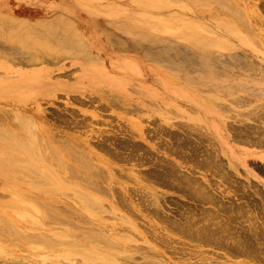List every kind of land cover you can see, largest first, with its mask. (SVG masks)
I'll return each mask as SVG.
<instances>
[{
  "label": "rangeland",
  "instance_id": "374dc122",
  "mask_svg": "<svg viewBox=\"0 0 264 264\" xmlns=\"http://www.w3.org/2000/svg\"><path fill=\"white\" fill-rule=\"evenodd\" d=\"M101 1L102 3L108 1V3L105 2L103 5L99 6V3ZM225 2L226 4H224ZM96 5H98L99 7ZM108 5L111 6L108 7ZM263 5H264V0H224V1L222 0H206V1L205 0H199V1L197 0H182V1L181 0H115V1L114 0H88V1L87 0H0V126H2L0 127V135L2 131L4 133L14 132L18 135V128H16L15 125L16 124L18 125L19 123L18 120L20 118L18 119V117L19 116L22 117V115L20 114L34 113L35 115H42L43 117H45L44 119L45 123H47V125L51 127V130L53 129L57 130L59 131L58 133H61L62 131L61 134L57 135L58 137L63 136L62 138H66V137L71 138V136H74L75 138L74 137L72 138H74L76 142H81L82 144L85 143L91 147V150L88 146V150L86 151L82 150V152L88 155L89 159L92 160L91 162L95 161L92 163L93 166L96 165L94 167L95 172L98 174L100 173V175L103 178L105 177L107 179V180H103L102 177L99 176V179H102L99 180V187L102 186L103 190L105 191L108 189V193H109V194L106 193V196L103 193H101L103 197L98 196L103 201L102 202L103 205L101 206H105V208L102 207L104 211H102L103 210L102 208H98V207H93V208L87 207L89 211L92 212V215L88 213V209L86 212L84 209L80 207L77 198L74 196L75 193L73 192V190L75 188L66 189L63 186H60L59 189H57L52 194L53 196L51 197L47 196V194L45 195L41 191L32 192L38 194L37 197H35L36 195L35 196L31 195L32 196L31 203H27L25 205L19 206L16 205L17 202L20 201V198H17L18 195L24 196V195H30L32 193L29 192L26 186L21 187L22 191L14 190L12 188L14 187V185L11 184L12 181L10 182L8 177H3L0 174V218H3V222L0 221V264H30V263L52 264V260H56L55 262H59L58 264H60V262L62 261L63 262L61 264H82L83 260L81 259V256L77 255L76 253L73 256L71 254L67 256L64 255L65 251L66 252L69 251L66 250V247H58L53 251H49L46 250L41 244H39L40 242L38 243V241L37 242L33 241L34 239L39 237L40 233L43 231L47 233L54 230L56 232L61 231L63 232L62 234H65L64 231L72 230L71 226L68 225L59 226L56 223H54V221L52 220L53 216L62 219V222H65L67 224L70 223L78 224L76 221L72 222L71 217H66L64 215L59 216L60 213L64 212V210L68 212H72L71 208L65 207V204L68 203L70 205L75 206L74 209H76L75 210L76 216L81 217V219H85L86 223L88 221L87 226L84 227L78 226V228H80L81 231L73 230L75 238L78 236H82L83 235L82 233L85 230H87L88 227L92 224L93 225L91 226V230L93 231L96 230L95 232L98 231L97 233H101L100 231H103L102 225H104L107 226L106 228H109V230L111 229L110 233L114 234V236L117 234L120 235V237L118 235L115 236L114 238H116V240L115 239L113 240L120 242L119 244H122L123 247L125 246L124 248H121V245H119L120 247L119 246L117 247L118 244L113 241L117 245H110L108 247L106 245H109V243L105 245L106 242L104 243L103 239L101 241L102 243L100 242L101 239H99L98 242L96 241L97 239L94 240L93 243L96 244V246L98 245L100 246L102 244L100 247L98 246V249H94V251H97L98 255L104 257L105 260L102 259L103 260L102 261L101 259L100 260L93 259L94 261L93 264H99V263L106 264L110 261H111L110 264H115V263L119 264L121 260L125 262L121 261L120 264H126V262H128V259L124 260L122 258H119L121 256L119 254H122L123 257L124 256L123 254L125 253L126 256L128 254V256L130 255L132 257V259L130 260L131 263L135 262L137 264L138 263L143 264L141 263L144 261L143 258H145L146 262H149L148 259L151 258L150 264H153L152 261L154 259H155L154 261L157 262L161 260L164 263L168 262L170 264H188V263L193 264L194 260H195L194 264H199V263L203 264L205 263V261L206 264H226V263L241 264L240 263L241 261H243L242 264L244 262L248 264H264V262L262 261L264 260V206H263L264 205V201H263L264 200L263 198L264 197V159H263L264 145L263 144L255 145L254 143L249 144L240 141L237 142L233 141L236 138V137L234 138L233 135L235 136L237 135L235 132L236 130H240L239 128H242L241 126H243V128L245 126L246 128V126L247 127L251 125L254 126L255 124V127L256 125L258 126L262 125L260 127H262V129L264 128L263 127L264 124H260L261 120L262 123H264L263 122L264 96H260L261 98L259 97L260 98L259 100L257 98H253L255 96H245L241 92H236L234 96L224 95L225 92L227 91H229V93H233L235 91L233 89V86H235L236 83L235 82L229 83V82L233 80L235 76L237 77H235L234 79L239 78L240 72H241L239 78L240 80L241 78H246L249 74L251 76L252 74L255 75L254 73L255 66L253 67V71L249 72V74L247 72H244L245 71L244 67L245 69L246 68L248 69V65L253 66L252 63L255 62L256 64H259L264 68V61L257 58L260 57L264 59V51L262 49L264 48V39H262L264 38V10H263L264 6ZM115 6H121L125 10H121L120 9L121 7L116 8ZM231 6L233 7V11ZM237 6L240 8H238ZM235 9L238 11H236ZM234 11L235 13L238 14H235ZM224 12L226 14H223ZM239 12L242 13L241 16ZM228 13L231 15L228 16L229 15ZM145 14L146 16H144ZM232 14H234V16H232ZM235 15H239L240 17L237 18L240 19H236ZM73 16L76 19H74ZM150 18L152 21L150 20ZM149 20L151 22H148ZM238 21L239 22L241 21L240 22L241 24L238 23ZM206 26L207 28L208 26L210 28L212 27V30L206 29ZM186 34H188L189 36ZM191 34L193 36H190ZM238 35L241 36L238 38ZM217 36H221V38L223 37L224 38L220 39L219 37V39H216L218 38ZM210 38H211L212 46H213L212 42H215L214 48H211L209 46L211 48L210 50L208 48L205 49L206 47H208V44H210L209 42ZM244 39L245 40L249 39V40H246L247 42H243L245 41ZM34 40L42 43L43 45L42 46L34 45ZM199 40H203L204 42H206L207 46L203 47V44L199 45V43L203 42ZM215 40L218 41L216 42ZM223 40L225 42L226 41L230 42L229 48L228 46H225L226 48L224 47L223 44L225 42ZM239 40H243V41H239ZM220 41H223V43L220 44L219 43ZM29 42L32 43L33 46L28 47L27 44ZM231 45H233V47H231ZM198 46L203 47L202 48L203 51H201L202 50L201 47L198 49L197 48ZM219 47L221 50L218 49ZM230 48L233 50H231ZM226 49H228V51ZM211 50L214 52H212ZM229 50L232 52H230ZM42 51L45 52V54H43L41 57L40 55L43 53ZM205 51H207V53H205ZM34 53L39 54V57L37 58L33 57ZM60 53L62 54L60 55ZM46 54L50 55L53 58H55V56H53L54 54L56 55L58 54L61 57L64 55L63 57L65 58H61L60 56L57 55V57H60V60L59 58H55L56 60L58 59L59 61L58 63L57 61H55L56 64L55 63L52 64V60L49 61L50 58H46L47 60L45 59V57L43 58V56H47ZM181 65L183 67H181ZM229 66H231L230 68L232 70L228 68ZM262 67L259 70H262ZM32 73L35 76L34 75L32 76L31 75ZM39 73H41L42 76ZM201 73L203 76L201 75ZM246 74L248 75L246 76ZM23 75L26 76L23 77ZM244 75L246 77H244ZM200 76L201 78H199ZM251 76H249L246 80L244 79L241 81L244 82V81L255 80L259 82L260 80H262L260 76H259V80H258V76H256L257 80L255 79V76L253 77ZM250 77L253 79H251ZM261 82L262 81H260V83ZM24 83L25 85H23ZM261 84H264V82ZM64 85L65 86L77 85L80 90L69 91L64 88ZM216 85H218L219 88L216 87ZM229 85H230V89L228 87ZM31 88L33 90H31ZM242 98L243 99L246 98L244 99L245 101ZM235 99H237V101H240L239 102L240 105L239 104L236 105V103L238 102H236ZM248 99L249 101H247ZM252 111L253 113L251 114ZM246 113L248 115L250 114L251 115L245 116L247 115ZM238 114L242 116H239ZM258 115L259 116L262 115V116L259 118ZM70 118L73 120V122L76 121L81 122L82 123V126H80L81 128L79 129L72 128L74 125L73 124L71 125L70 123L67 124L68 121L66 123H63L65 122L64 119L70 120L71 122L72 120ZM253 119L258 122L253 121ZM25 126H28V124L26 123ZM258 126L257 128L259 129V131L256 129V131H258L257 133L261 131L259 134L261 133L264 134L263 130ZM30 128L31 127H29V129ZM46 129L48 130V128ZM160 129L162 132L160 131ZM31 130L29 133H32ZM20 135H19L20 139L25 141L23 134L20 133ZM108 136L111 137L110 139H115V138L126 139L127 143L126 142L125 143L127 145L123 143L120 147L121 150H118L119 146L118 147L116 146V148H114L115 147L114 145L108 143L107 144L108 146L106 145V147H104V149L101 150L103 146L100 148V146H98V144L95 142H98L99 139L102 140V138H107ZM172 136L175 138H173ZM176 136L179 137L176 138ZM254 136L258 137L259 135L256 134ZM0 137H2L0 138V151H2L0 152V163H4L6 162V160L8 161L6 155L13 154L14 157L17 156L18 159L20 157L19 159L20 161L24 159L33 166L37 164L38 170L41 171V172L35 171L36 172L35 174H31L28 176H24V174H22L21 172L20 174H18L20 177H17L18 179L16 178V180H14L15 183L27 184L28 182H31L32 178L30 177L31 176L36 177L40 173H42L43 175V170L45 167L47 168L51 167L52 171L55 172L52 175L53 177H56V175L57 177H59V174L64 173V171L69 172L67 171L68 167L69 168L73 167V169L76 170V172L78 169L79 173L82 170L81 169L82 165L80 166V164H78V162L76 161V159H78L77 157L79 156L78 154L77 157L74 154H67V153L65 154L60 148L59 154L55 152V154H57L56 157L53 156L55 154L51 148L43 150L42 152L44 153H42L41 152L42 145L40 146L35 145V150H34V144L32 143L31 145L33 147V149H31L32 155L27 156L25 152L22 151L21 148L17 147L16 145H14L15 147L12 146L14 147L12 148L9 142L6 139H3V136ZM58 137L57 139L59 140ZM174 142L178 146L174 145ZM27 144H31V143H27ZM195 145L197 148L195 147ZM260 145L263 146L261 147ZM142 146H145V148ZM258 146H260L261 148ZM55 147H56L55 149H57L60 146L57 145ZM164 147H168V148H164ZM175 147H179L177 151L180 150L178 151L179 155H177V157L176 154H178V152L176 150H172V149H176ZM39 148L41 150H39ZM169 148H171L170 150L173 152L171 151L167 152ZM180 148L182 149V153ZM49 149L51 150L49 151ZM111 149L114 150L111 151ZM77 150L78 149L76 148V151ZM192 150L194 151L193 153ZM52 151H53V155L51 157L50 154L52 153ZM79 151L77 152L79 153ZM118 151L120 152L119 154L121 155H118L116 153ZM150 152L153 153L150 154ZM170 152L171 154L174 152L177 153L171 155ZM188 152H191L192 155H194L195 153L197 156L195 155L194 156L200 160L199 161L198 159L195 160L194 156H192L191 153L189 154ZM210 153H215V154L213 155L211 154L212 155L211 156L209 155ZM35 154L39 156L37 157L35 156ZM41 154H43L45 158H43ZM113 154L114 155L117 154L116 156L118 159H120V161H118L116 156H113ZM181 155L182 158L185 155V159L189 157L188 158L189 160L193 158L192 160L195 161L190 160L192 162L189 163L188 160V163L184 164V162H187L184 158L183 159L185 161L183 163H182L183 160L178 159V157L180 158ZM191 156L192 158H190ZM208 156L209 158L212 159L209 160L207 158ZM213 156L215 157V159ZM39 157L40 159H38ZM200 157L204 158L205 161L207 159V162L208 161L210 162L213 159H214L213 162L214 161L215 162L214 164L213 162H211V165H208L209 163L203 161V159ZM79 158L80 159L83 158L82 159L83 161L85 159L84 156L82 157L79 156ZM121 158L124 159L125 161L122 160ZM44 159H46L45 161L46 162L48 161L50 165L46 164L44 166L43 163L45 162ZM60 159L62 160V162ZM146 159L148 161L151 160L152 163L147 162L148 164H143L146 163L147 161ZM19 160H17V162H19ZM24 160L23 162L25 163ZM143 160H145V162ZM166 160H168L169 162L173 161L174 165L180 167L179 168L180 170L177 169V172L178 171L180 172L182 170L181 171L183 172V174H181L182 176L183 175L185 176L184 173H188V175L186 174V176L189 177L191 176L195 178L197 177L198 178V180L196 178L197 182L199 183L200 181H202L200 182V184L202 186L204 184V188L206 190L207 187L208 188L210 187L208 191L211 189L215 196L217 197L225 196V197H220V199L221 198L226 199V200L221 199L222 203L225 206L227 205V207L230 204L231 207L233 208V212H235V210L237 212L240 206L244 203L243 205L244 208L241 207L240 210L241 213L243 211L244 214L245 212L247 213L245 216L243 214L239 216L240 213L238 212H237L238 214L236 212L234 214L232 211H230L232 213L228 212L229 215L230 214L232 215V218H234L233 216H235L234 219H236V220L233 219L234 221L232 220L233 224L229 223L231 225L229 224L227 225L225 223L227 220V217L225 216H227V214L219 213L214 205L209 203H206L204 205L202 203L201 208L210 211L213 209L212 211L219 216V220L221 219L223 221L225 217V222L220 221L221 224L220 223L219 224L220 225L226 224L225 226L227 227L229 226L228 228L226 227L227 229H230L231 228L230 226H232L231 229L232 232L228 231L230 233L227 234L228 236L230 235L228 237L230 242L234 241V240L231 241V237H233L232 239H234L235 237L236 242H239L240 240L242 242V240L245 241L246 240L245 237L248 236L249 241L246 240L248 241V243L246 241L245 243L247 244V247L248 245L250 247L253 245L251 247L252 249L250 247H249L250 249L249 248L248 249L254 251L255 254L258 253V256H256L253 252L248 250L249 252L247 253H249L250 255V256L248 255L249 257L248 256L246 257V255L245 256L236 255V257L240 256V258H236L235 256H233V254L230 255V253H228L229 256H227L226 255L227 253L225 254V251L218 250V248L213 249L212 246H203L202 248H200L201 251H203L204 249L203 252H205L206 250V254L203 253L200 255L197 249L194 253H188L190 251L189 249L193 247L190 248L188 246L181 247V245H179V243L177 242L179 241L181 243V241H183L182 243H184L185 241V243L192 245L190 241L188 242L187 238L185 240L183 236H181L183 238L180 237V234L173 235L172 233H169L166 230V226L163 227L164 224L161 225V222L157 220L158 218H156L155 216L154 217L156 219L154 217L151 218V214H149V212L151 213L152 210L151 208H154L153 206H156L158 204L157 202H159L160 200L162 201V198L160 197L161 194H162L161 196L165 195L163 198L165 202L164 201L163 202L167 204L165 205L161 201L159 202L162 203L160 204V208L164 212V214L163 212L161 214L166 215L167 217L170 215L171 216V217L169 216L170 218H172L173 216L172 220L179 219L180 217H177L178 214L179 215H183L184 213L188 214L187 211L189 210V208L191 210L196 206L194 204H197L195 199L192 200L193 199L192 198L191 200H189L191 196H189V193L184 194L187 192L184 191V188L183 189L181 188V185L180 187H178V190L179 188H181V191L182 190L183 191L177 193L174 192L175 189L177 190V186L175 188L174 186L173 187L172 185L168 186L167 184V186L170 187V189L167 186H166L167 188H165V184H166L165 181L167 178L165 177L166 172L164 171L166 167L164 166H167L166 165L167 163L172 166V163H169L168 161L167 163H164L163 166L162 162H165ZM157 161L158 162L162 161L161 162L162 165L160 162L159 164ZM216 161L218 162V164L220 163L221 165H218ZM155 162L158 163L157 167L158 165L159 166L161 165L164 168L163 171L162 169H159L161 167L158 168L156 167L157 169H159L158 170L159 172L157 173V169L154 167L156 166V164H154ZM201 162L202 163L205 162L206 164L205 163L203 164L207 167L204 168L205 166ZM194 163L195 165H193ZM198 164L203 167L201 166H200L201 168L198 167L199 166ZM215 164L217 165L214 166ZM61 166L64 167L61 168ZM194 166H196L197 168H193ZM39 167H41V169ZM153 167L155 168L154 169L155 171H153ZM215 168H217V171L215 170ZM55 169L57 170V172ZM148 169L150 170V175L152 174V176L154 172L158 174L155 177H158L159 174L161 175L159 176V178L151 177L150 175L149 177L148 176L149 172L147 173ZM94 170H92V172H94ZM193 170L196 172H194ZM28 171L30 172V170L26 171V173L28 174L34 173V171L30 173ZM82 171H84V169ZM152 171L153 173H151ZM160 171L165 174H162ZM190 171H192V173ZM46 172L50 174V172L45 171L44 175L46 174ZM216 172L218 174H216ZM224 173H226L227 175L230 173L232 174V176L230 175L231 177L228 176V178H226ZM144 175L147 177H145ZM220 175L223 178H221ZM148 177L150 178V181ZM161 177L165 179L163 180L165 184H163V181H161L162 179L160 180ZM153 178L154 181L152 180ZM231 178H234L236 180ZM155 179L156 180L158 179L160 183ZM173 179L174 178H172L171 180L170 178L169 181L168 178L167 183L172 181L171 183L177 185V182L175 184ZM101 181L102 183H100ZM75 182H77V180ZM155 182H158V185H156L157 183L155 184ZM211 182H213V184L215 183V185L217 184V186L212 187L213 189L211 188V186L213 185L210 184ZM48 183L50 184V182ZM49 184L47 185L46 183L45 188L48 189L54 188V186L51 185L49 186ZM160 184H162L163 186L162 185H161L162 187L159 186ZM205 184L207 186H205ZM18 187L20 188V186ZM215 187L216 189H218L217 193H219V196L216 193V191H214L216 190ZM171 188H174V190L172 189L173 190L172 191ZM239 190H241L242 192L244 191L243 193L244 195L246 193L245 195L246 199H244V195ZM110 191L117 193H113L116 194L113 195ZM223 191L226 193H224ZM149 192L151 193V195L154 192L153 196L155 195L157 197H152L150 194H148ZM157 192H160L161 194L158 196L159 193ZM236 192L238 194L240 192V195H238ZM132 193L134 194V196ZM107 194L108 196L109 195L110 196L107 197ZM187 195L189 196V198L187 197ZM228 195H230V197ZM239 196H241L240 197L241 199L239 198ZM112 197L114 199H112ZM231 197L235 199H232ZM54 198L58 200V204L56 205V207H50L49 203H51L52 200H54ZM116 198L120 200V202L117 201ZM150 198L151 199L154 198L155 200L156 198H160V199L156 201L157 204L155 205L154 203H152L155 202V200L151 201L150 203L149 201L151 200ZM121 199L123 200L122 203L123 207L122 206L120 207ZM227 199H229L231 202L229 203L228 202L229 200ZM124 200L126 202H124ZM234 200L236 201V203L239 200L241 202L240 203L238 202L237 205L235 204ZM246 200H248L249 202L252 201L253 203L246 202ZM147 201L151 205L150 208H149L150 205H147L148 204ZM176 201L177 202L180 201L179 204L183 203L184 206L183 204L182 206L176 204ZM171 202L172 203L174 202L175 206H173L174 203L171 204ZM186 202H188L187 205L185 204ZM126 203L129 206H127ZM169 203L172 206L171 205L169 206ZM189 203H192L191 205H193L194 207L190 206ZM232 203L237 206H239L240 204L239 208L236 207L235 205L234 208V206H232L233 205ZM163 204L165 205V207ZM245 204L246 205L248 204L247 206H250V204H252L251 205L252 207L250 206L249 209V207L247 208ZM146 205L148 208H146ZM176 205L178 206L176 207ZM185 205L186 208H188L187 210L185 209ZM188 205L190 207H188ZM254 205L257 207H255ZM12 206L15 208H13ZM126 206L129 208H127ZM112 207L115 208V210L111 209ZM245 208L249 210L245 211L246 210ZM146 209H148L149 211ZM164 209H166V211ZM181 209L184 210L182 211ZM110 210L113 213L110 212ZM127 211L129 213H127ZM248 211H250L252 215ZM172 212L176 214L172 215ZM214 213L213 216H211L212 218L214 217ZM248 213L250 214L248 215ZM187 214L184 215L188 216ZM211 214L208 213L207 215L204 214L200 216L201 217L200 220H202L201 223L203 224V221H205V219L206 221L204 224L209 223L210 219L212 218L210 217V219L208 220V217ZM220 214H224V215L221 216ZM174 215L177 216L175 217ZM250 215L252 217V219L249 218L251 221L248 219V217H246V216L250 217ZM218 216L217 218L216 217L215 218L218 219ZM119 217L122 218L125 217L124 219L128 218L130 222L136 225L137 230H132V227H130L129 224H125L123 222L124 219ZM241 217L244 220H242ZM246 218L248 219L249 223L250 222L253 223L251 224L247 223L248 221ZM216 219H213L214 220L213 222L216 221L218 223L219 221ZM238 219L239 220L241 219L242 221L241 220L239 221ZM4 222L6 223V225L10 227L8 231L6 229L7 226L5 225ZM234 222L237 223V225H234L235 224ZM201 223L199 225H202ZM238 223H240L239 225L242 226H239ZM253 224H255L256 227L252 226ZM233 225L235 227L237 226L236 228H238L239 226V229L234 228ZM243 225H247L248 228L247 226H243ZM3 227L5 228L3 229ZM244 227L247 228L245 233H243L244 232L243 230L246 229ZM82 228H86V229H82ZM145 228L148 229L150 232ZM249 228L252 231H249L250 230ZM253 228H255V230ZM10 230L16 232L18 236H16L15 234H11ZM38 230H43V231H38ZM114 231H117V233ZM240 231H242L244 235L245 234L248 235L244 236L242 233H241L242 235L241 234L239 235V233L238 234L236 233L237 236L234 235L235 232H240ZM129 232L131 233L133 232V233L131 234ZM47 234L48 235H44V236H51L49 233ZM123 234L124 235L127 234L125 235L127 236V239ZM250 234H252V236L254 234V236L250 237ZM121 235H123L124 238L123 236L121 237ZM166 235H169L172 240L175 239L173 242L171 241V245L174 248L179 247L178 249H181L182 253L176 252L178 254L177 255L172 251L171 246L160 245V244L166 245L164 243L165 242L164 236ZM238 235L239 237L242 236L240 237V240L239 238H237ZM249 237L253 239H249ZM121 238L123 241H121ZM44 240L48 242H53V241L55 243L57 242L54 236L44 237ZM68 240L70 241V238L67 237L66 240H62V241L67 242ZM130 240L134 242H131ZM251 240H253L254 242L253 244H251L252 242ZM256 240L258 243L255 242ZM144 241L147 243H143ZM58 242H60V240ZM255 244L257 246L260 245L259 248ZM148 245H153L152 246L153 249H155L154 246H156L160 254H162L166 259L165 258L162 259L163 256H159V258H157L158 256L157 257L155 256L156 257L155 258L150 256L148 257L146 256V254H142L145 253L146 249L148 248ZM112 246L114 247L116 246L117 248L116 247L114 248ZM254 246H256V248H254ZM136 247L137 249H135ZM261 247L263 248V250L260 249ZM104 248L107 249L105 250ZM110 248L112 249L110 250ZM142 248H145V250ZM257 249L260 251H257ZM108 250H110L111 252ZM113 250L114 252L112 253ZM184 250H187L185 251L187 253H184L183 252ZM207 250L211 253H208ZM116 253L117 255H119V257L115 259L112 256L116 255ZM60 254L63 255V257L61 256L62 260L60 258ZM192 254L194 256H192ZM252 254H254V256ZM184 255H185V259L183 258ZM197 255L200 257L197 258L198 257ZM221 255L224 256L222 257ZM261 255L263 256L261 257ZM69 256L70 258L68 259ZM204 256H206L207 258L206 257L205 259L202 258L204 262H200L201 261L200 258ZM71 257L72 259L76 258L77 262L74 261V259L73 261L72 260L70 261ZM108 257L112 258L114 261L112 259L111 260L108 259ZM190 257L192 258L189 259ZM252 257L254 258L256 257V258L250 259ZM186 258L187 260L188 259L189 260L187 261ZM208 258L211 260H208ZM226 258H228V261ZM138 259H140V261H138ZM115 260H118V262H115ZM233 261L236 262L232 263ZM89 264H92V261Z\"/></svg>",
  "mask_w": 264,
  "mask_h": 264
},
{
  "label": "bare ground",
  "instance_id": "6f19581e",
  "mask_svg": "<svg viewBox=\"0 0 264 264\" xmlns=\"http://www.w3.org/2000/svg\"><path fill=\"white\" fill-rule=\"evenodd\" d=\"M88 1V0H87ZM115 1V0H114ZM182 1V0H181ZM197 1H199V0H197ZM206 1V0H205ZM222 1H224V0H222ZM95 2H97V1H95ZM106 3H108V1H105ZM104 2V3H105ZM121 2V1H120ZM159 2V1H158ZM211 2V1H210ZM209 2V3H210ZM220 2V1H219ZM237 2V1H236ZM104 3H102V1L99 3V6L100 5H103ZM122 3V2H121ZM143 3H145V2H143ZM195 3V2H194ZM232 3V2H231ZM230 3V4H231ZM246 3V2H245ZM115 4V3H114ZM132 4V3H131ZM223 4V3H222ZM221 4V5H222ZM224 4H226V2L224 3ZM223 4V5H224ZM133 5V4H132ZM145 5V4H144ZM222 5V6H223ZM238 5V4H237ZM96 6H98V5H96ZM98 6V7H99ZM109 6H111V5H108V7ZM146 6H147V4H146ZM151 6V5H150ZM154 6H155V4H154ZM180 6V5H179ZM182 6V5H181ZM264 6V5H263ZM112 7H113V5H112ZM116 8H118V7H121V6H115ZM145 7V6H144ZM183 7V6H182ZM217 7V6H216ZM232 7V6H231ZM238 7V6H237ZM149 8V7H148ZM238 8H240V7H238ZM237 8V9H238ZM121 10H125L124 8H120ZM217 9H220V8H217ZM222 9V8H221ZM157 10V9H156ZM236 10V9H235ZM240 10V9H239ZM242 10V9H241ZM264 10V9H263ZM222 11V10H221ZM232 11H233V7H232ZM236 11H238V10H236ZM154 12V11H153ZM241 12V11H240ZM239 12V13H240ZM243 12V11H242ZM232 13V12H231ZM234 13H235V11H234ZM244 13V12H243ZM223 14H226L225 12L223 13ZM229 14V13H228ZM227 14V15H228ZM235 14H238V13H235ZM241 14L242 13H240V16H241ZM253 14V13H252ZM143 15V14H142ZM231 14H229L228 16H230ZM144 16H146V14L144 15ZM232 16H234V14H232ZM236 16V19H240V18H237V17H240L239 15H235ZM191 17V16H190ZM71 18V17H70ZM73 18L74 19H76L74 16H73ZM148 18V17H147ZM255 18V17H254ZM245 19V18H244ZM263 19V18H262ZM144 20V19H143ZM146 20V19H145ZM150 20H151V18H150ZM148 21V22H151V21ZM241 20H242V18H241ZM147 22V23H148ZM241 22V21H240ZM239 21H238V23H240ZM117 23V22H116ZM146 23V24H147ZM155 23H156V21H155ZM158 23V22H157ZM205 23V22H204ZM207 23V22H206ZM151 24V23H150ZM241 24V23H240ZM243 24V23H242ZM156 25V24H155ZM208 25V24H207ZM212 25V24H211ZM245 25V24H244ZM247 25V24H246ZM221 27H223V26H221ZM214 28V27H213ZM247 28V27H246ZM187 29V28H186ZM199 29V28H198ZM206 29H208V30H212V27L210 28L209 26H208V28H207V26H206ZM48 30V29H47ZM180 30V29H179ZM190 30V29H189ZM201 30V29H200ZM205 30V29H204ZM207 30V31H208ZM217 30V29H216ZM202 31V30H201ZM248 31H250V30H248ZM17 32V31H16ZM194 32V31H193ZM193 32H191V33H193ZM206 32V31H205ZM195 33V32H194ZM213 33V32H212ZM31 34V33H30ZM59 34V33H58ZM189 34H190V32H189ZM208 34V33H207ZM215 34V33H214ZM240 34V33H239ZM251 34V33H250ZM186 35H188V34H186ZM195 35V34H194ZM197 35V34H196ZM211 35V34H210ZM189 36V35H188ZM187 36V37H188ZM190 36H193L192 34L190 35ZM204 36V35H203ZM241 35H238V38L240 37ZM218 38H216V39H219V37H220V39H223V38H221V36H217ZM259 37H261V36H259ZM139 38V37H138ZM191 38H193V37H191ZM190 39V38H189ZM225 39H227V38H225ZM236 39V38H235ZM262 39H264V38H262ZM245 40V39H244ZM246 40H249V39H246ZM243 41V40H239V41H243V42H247V41ZM199 41H203V40H199ZM213 41V40H212ZM216 42L218 41V40H215ZM224 41V40H223ZM223 41H220L219 43L221 44V43H223ZM252 41H254V40H252ZM210 42V44H208ZM209 42L207 43L208 44V47H206L205 49H211V48H214V45H215V42H212L213 43V46L211 45V38H210V40H209ZM225 42V41H224ZM227 42V43H226ZM223 45H224V47L225 46H228V48H229V45H230V42H228V41H226ZM205 43V44H204ZM229 43V44H228ZM203 44V47L204 46H207L206 45V42H202V43H199V45H202ZM218 44V43H217ZM216 44V45H217ZM236 44V43H235ZM250 44V43H249ZM28 45V47L29 46H33L32 45V43H28L27 44ZM34 45H37V46H42L43 44L42 43H40V42H37L36 40H34ZM195 45V44H194ZM239 45V44H238ZM36 46V47H37ZM196 46V45H195ZM211 48H210V47ZM252 46V45H251ZM259 46V45H258ZM201 46H198L197 48L199 49ZM203 47H201V49L203 48ZM217 47V46H216ZM231 47H233V45H231ZM76 48V47H75ZM85 48V47H84ZM226 48V47H225ZM200 49V50H201ZM218 49H220V47L218 48ZM231 49V48H230ZM263 49V51H264V48H262ZM172 50V49H171ZM197 50V49H196ZM217 50V49H216ZM221 50V49H220ZM227 51H228V49H226ZM226 50H224V51H226ZM231 50H233V49H231ZM235 50H237V49H235ZM199 51V50H198ZM201 51H203V49L201 50ZM212 51V50H211ZM210 51V52H211ZM230 51V50H229ZM40 52V51H39ZM43 52V51H42ZM209 52V51H208ZM212 52H214V51H212ZM230 52H232V51H230ZM55 53H58V52H55ZM204 53V52H203ZM205 53H207V51H205ZM220 53H221V51H220ZM223 53V52H222ZM43 54H45V52H43L40 56L42 57V55ZM62 53H60V55H61ZM64 54V53H63ZM231 54V53H230ZM47 55V54H46ZM58 55V54H57ZM57 55L56 54H54L53 56H55V58H59V60H60V55H58V56H60V57H57ZM256 55V54H255ZM259 55V54H258ZM261 55V54H260ZM47 56H50V55H47ZM47 56H43V58L45 57V59L46 58H50V60L49 61H51L52 60V64L53 63H55V61H57V63H58V59L56 60L55 58H53V57H47ZM64 56V55H63ZM61 57V58H65V57ZM70 56V55H69ZM33 57H35V58H37V57H39V54H36V53H34V55H33ZM40 57V58H41ZM53 58V59H52ZM74 58V57H73ZM199 58H201V57H199ZM258 59H260V60H262V61H264V59L263 58H260V57H257ZM245 59V58H244ZM25 60V59H24ZM47 60V59H46ZM54 60V61H53ZM62 60V59H61ZM102 60V59H101ZM262 61H260V62H262ZM38 62H40V61H38ZM13 63V62H12ZM45 63V62H44ZM51 63V62H50ZM169 63H171V62H169ZM176 63V62H175ZM225 63V62H224ZM248 63V62H247ZM250 63V62H249ZM33 64V63H32ZM56 64V63H55ZM227 64V63H226ZM228 64H230V63H228ZM253 64V66L252 65H248V69L246 70L245 69V67H244V72H247L248 74H249V72H251V71H253V67L255 66V69H254V73H255V75L256 74H258V75H256V76H258V80H259V76L261 77V79L262 80H260V81H262L261 83H263L264 82V68L262 67V66H260L259 64H256L255 62L254 63H252ZM18 65V64H17ZM180 65V64H179ZM30 66V65H29ZM233 66V65H232ZM238 66V65H237ZM181 67H183L182 65H181ZM231 66H229L228 68H230ZM262 67V70H259L260 68ZM228 68H227V70H228ZM234 68V67H233ZM231 69V68H230ZM229 69V70H230ZM170 70V69H169ZM186 70V69H185ZM185 70H183V71H185ZM200 70V69H199ZM232 70V69H231ZM187 71H189V70H187ZM186 71V72H187ZM223 71H224V69H223ZM176 72V71H175ZM180 72H182V71H180ZM191 72V71H190ZM200 72V71H199ZM36 73H38V72H36ZM85 73V72H84ZM178 73V72H177ZM185 73V72H184ZM188 73V72H187ZM236 73V72H235ZM40 75H41V73H39ZM70 74V73H69ZM199 74V73H198ZM238 74V73H237ZM240 74H241V72H240ZM240 74H239V78H240ZM245 74V73H244ZM248 74H246V76L248 75ZM32 76L34 75L33 73L31 74ZM66 75V74H65ZM184 75V74H183ZM201 75H202V73H201ZM205 75V74H204ZM231 75V74H230ZM255 75H253L252 74V76L249 74L247 77L244 75V77H246V78H241V80H246L249 76H251V77H253V76H255ZM24 76H26V75H23V77ZM35 76V75H34ZM42 76V75H41ZM61 76V75H60ZM71 76V75H70ZM85 76H87V75H85ZM203 76V75H202ZM206 76V75H205ZM256 76H255V79H256ZM37 77V76H36ZM180 77V76H179ZM185 77V76H184ZM220 77V76H219ZM234 77V76H233ZM235 77H237V76H235ZM234 77V78H235ZM242 77V76H241ZM250 77V78H251ZM27 78V77H26ZM32 78V77H31ZM181 78H182V76H181ZM188 78V77H187ZM199 78H201V76L199 77ZM224 78H225V75H224ZM229 78V77H228ZM233 78V80H231L229 83H233V82H235L236 84H235V86H233V89L235 90L233 93H229V91H227V92H225V94L224 95H235V93L236 92H241L242 94H244L245 96H255V97H253V98H257V99H259L260 100V96H264V84H261L260 83V81L258 82V81H255V80H251V79H253V78H251V79H249V80H251V81H244V82H242L239 78H237V79H234ZM67 79V78H66ZM74 79V78H73ZM72 79V80H73ZM186 79V78H185ZM203 79V78H202ZM205 79H208V78H205ZM23 80V79H22ZM25 80V79H24ZM38 80H40V79H38ZM257 80V79H256ZM83 81V80H82ZM186 81V80H185ZM188 81V80H187ZM255 81V82H254ZM209 82H211V81H209ZM215 82V81H214ZM213 82V83H214ZM216 82H217V80H216ZM28 83H30V82H28ZM31 83H33V82H31ZM34 83H36V82H34ZM224 83V82H223ZM212 84V83H211ZM210 84V85H211ZM219 84V83H218ZM23 85H25V83L23 84ZM58 85V84H57ZM215 85V84H214ZM208 86V85H207ZM213 86V85H212ZM224 86V85H223ZM222 86V87H223ZM227 86V85H226ZM42 87V86H41ZM192 87V86H191ZM215 87V86H214ZM216 87H218V85H216ZM229 87V89H230V85L228 86ZM33 88V87H32ZM31 88V90H33ZM64 88L65 89H67V90H69V91H72V90H80L79 88H78V86L76 85V86H65L64 85ZM198 88V87H197ZM219 88V87H218ZM28 89H30V88H28ZM227 89V88H226ZM232 89V88H231ZM36 90V89H35ZM34 90V91H35ZM200 90V89H199ZM30 91V90H29ZM53 91V90H52ZM54 91H56V90H54ZM64 91V90H63ZM53 93H55V92H53ZM88 94V93H87ZM86 94V95H87ZM184 95H185V93H184ZM71 96V95H70ZM84 96V95H83ZM237 96V95H236ZM241 96V95H240ZM260 97V98H259ZM243 99V98H242ZM244 99H246V98H244ZM243 99V100H244ZM236 100V102H238V103H236V105L237 104H239V102L240 101H237V99H235ZM245 101V100H244ZM247 101H249V99L247 100ZM111 102V101H110ZM109 102V103H110ZM234 102V101H233ZM233 102H232V104H233ZM241 103H242V101H241ZM246 104V103H245ZM235 105V104H234ZM240 105V104H239ZM239 107V106H238ZM242 107V106H241ZM263 107H264V105H263ZM223 109V108H222ZM248 111V110H247ZM248 113V112H247ZM246 113V114H247ZM250 113V112H249ZM253 113V111L251 112V114ZM26 114V115H25ZM25 114H20V115H22V117H18V125L16 124L15 126H16V128H18V135L16 134V133H4L2 130V132H3V135H2V132H1V135L0 136H3V139H6L8 142H9V144L11 145V147L12 146H14V145H16L17 147H19V148H21L22 149V151H24L25 152V154L27 155V156H31L32 155V151H31V149H33V147L31 146L32 145V143L34 144V150H35V145H42L41 147V149L39 148V150H41V152L43 151V150H45V149H48V148H51L53 151H54V154H55V152L57 153V154H59V152H60V148L62 149V151L66 154H74V155H76V157H77V154L80 156V157H82V156H84L85 157V159H84V161L82 160L83 158H79V156L77 157L78 159H76V161L78 162V164H80V166L82 165V167H81V169L83 170L84 169V171H80V173L78 172V169H77V172H76V170H74L73 169V167H68L67 168V171H69V172H65L64 171V173H61V174H59V177H57V175H56V177H53L52 175L55 173V172H53L52 171V169H51V167L50 168H47V167H45L44 168V170L45 171H48V172H50V174L49 173H47L46 172V174L45 175H47V176H45L44 175V173H45V171L43 170V175H42V173H40V174H38L36 177H33V176H29L30 178H32V181L31 182H28L27 184L26 183H21V184H18V183H15V181L14 180H16V178L17 177H20L18 174H20L21 172H22V174H24V176H28V175H31V174H35L37 171H39L38 170V165L37 164H35L34 166L32 165V164H30V163H28V161H25L24 159V161H25V163H26V165H25V163L23 162V160L22 161H20L19 159H20V157H19V159H18V157L16 158V157H14V155L13 154H10V155H6V158H8V161L6 160V162H4V163H0V174L3 176V177H8L9 178V180H10V182H11V184H13L14 185V187H12L14 190H16V191H22V186H26L27 188H28V190H29V192H43L45 195L47 194V196H53L52 194L57 190V189H59V187L60 186H63L64 188H66V189H68V188H75L74 190L73 189H71V190H73V192L75 193V197L77 198V200H78V203H79V205H80V207L82 208V209H84L86 212H87V209L89 208V207H91V208H93V207H98V208H105V206H101V205H103L102 204V199H100V197H98V196H102V194L101 193H103L105 196H106V193H108V189L105 191V190H103V188H102V186L101 187H99V180H107L105 177L103 178L101 175H100V173L98 174V173H96L95 172V166H93L92 165V163L93 162H95V161H93V162H91L92 160H90L89 159V157H88V155H86V154H84L83 152H82V150L83 151H86V150H88V144H82L81 142H76L75 141V137L74 136H71V138H69V137H66V138H62V137H58L57 135H59V134H61L62 133V131H61V133H58L59 131H57V130H51V127L50 126H48L47 125V123H45V121H44V119H45V117H43L42 115H35L34 113H25ZM241 114V113H240ZM240 114H238L239 116H242V115H240ZM250 114V115H251ZM73 115V114H72ZM250 115H245V116H250ZM264 115V114H263ZM16 116V115H15ZM77 116H78V114H77ZM259 116V115H258ZM262 116V115H261ZM261 116H259V118L261 117ZM64 117V116H63ZM66 117V116H65ZM264 117V116H263ZM228 118V117H227ZM68 119V118H67ZM71 119V118H70ZM263 119V118H262ZM16 120V121H17ZM72 120V119H71ZM242 120V119H241ZM259 120H261V119H259ZM64 121L65 122H63V123H66L67 121V124H73L74 126L72 127V128H81L80 126H82V123L81 122H78V121H76V120H74V121H76V122H73V120L70 122V120H66V119H64ZM239 121V120H238ZM253 121H255V122H258V121H256V120H254L253 119ZM94 122V121H93ZM260 122V121H259ZM264 122V121H263ZM26 123L28 124V126H25L26 125ZM240 123V122H239ZM29 124H30V126H29ZM226 124V123H225ZM259 124V123H258ZM260 124H264V123H262V120H261V123ZM64 125V124H63ZM232 125V124H231ZM248 125V124H247ZM55 126V125H54ZM235 126V125H234ZM233 126V127H234ZM237 126V125H236ZM257 126L258 125H256V127H255V124H254V126L253 125H251V126H246V128H245V126H244V128H243V126H241L242 128H239L240 130H236V136L235 135H233L234 136V138H235V140H233L234 142H237V141H240V142H245V143H254L255 145H259V144H263L264 145V134H259V133H257L258 131H259V129L257 128ZM260 126H262V125H259L258 127L259 128H261L262 129V127H260ZM0 127H2V126H0ZM29 127H31L30 129H29ZM113 127V126H112ZM111 127V128H112ZM239 127V126H238ZM264 127V126H263ZM46 128H48V130L46 129ZM60 128V127H59ZM167 128V127H166ZM231 128V127H230ZM235 128V127H234ZM32 129V130H31ZM158 129V128H157ZM242 129V130H241ZM245 129V130H244ZM256 129L258 130V131H256ZM260 129V130H261ZM30 130H31V132L32 133H29L30 132ZM58 130H60V129H58ZM170 130V129H169ZM234 130V129H233ZM244 130V131H243ZM263 130V132H264V128L262 129ZM117 131V130H116ZM118 131H120V130H118ZM160 131H161V129H160ZM162 132V131H161ZM234 132V131H233ZM20 133L21 134H23V136H24V138H25V141H23V140H21L20 139V137H19V135H20ZM166 133V132H165ZM174 133V132H173ZM255 133V134H254ZM114 134V133H113ZM168 134V133H167ZM233 134V133H232ZM256 135V134H258L259 136L258 137H255L254 135ZM32 135V136H31ZM169 135V134H168ZM175 135V134H174ZM5 136V137H4ZM21 136V135H20ZM22 136V137H23ZM29 136H31V137H29ZM61 136V135H60ZM102 136V135H101ZM111 136V135H110ZM110 136H108L107 138H102V140H98V142H95V143H97L98 144V146H100V148L103 146V148H101V150L102 149H104V147H106V145L108 144V143H110L111 145H114L115 147L114 148H116V146L119 148L118 150H121V145L123 144V143H125L126 142V139H121V138H115V139H110L111 137ZM158 136V135H157ZM165 136V135H164ZM203 136V135H202ZM32 137H34V138H32ZM57 137L59 138V140L57 139ZM64 137H65V135H64ZM72 137H74V138H72ZM106 137V136H105ZM168 137V136H167ZM171 137V136H170ZM173 137V136H172ZM177 137H179V136H176V138ZM0 138H2V137H0ZM96 138V137H95ZM113 138H114V136H113ZM131 138V137H130ZM156 138V137H155ZM173 138H175V137H173ZM204 138V137H203ZM233 138V139H234ZM2 139V140H3ZM172 139V138H171ZM77 140V139H76ZM80 140V139H79ZM82 140V139H81ZM174 140V139H173ZM128 141V140H127ZM175 141V140H174ZM180 141V140H179ZM190 141V140H189ZM83 142V141H82ZM86 142V141H85ZM186 142V141H185ZM188 142V141H187ZM240 142H238V143H240ZM27 143H31V144H27ZM77 143V144H76ZM93 143V142H92ZM127 143V142H126ZM125 143V144H126ZM180 143V142H179ZM25 144H27V145H25ZM96 144V145H97ZM109 144V145H110ZM124 144V145H125ZM129 144V143H128ZM133 144H135V143H133ZM132 144V145H133ZM168 144H170V143H168ZM181 144V143H180ZM196 144V143H195ZM248 144V145H249ZM60 146L59 148H57V149H55L56 147L55 146ZM127 145V144H126ZM140 145V144H139ZM172 145H173V142H172ZM174 145H177V144H175V142H174ZM190 145V144H189ZM263 145H260L261 147L263 146ZM97 146V147H98ZM108 146V145H107ZM137 146V145H136ZM141 146V145H140ZM171 146V145H170ZM178 146V145H177ZM184 146V145H183ZM247 146V145H246ZM251 146V145H250ZM260 146H258V147H260ZM15 147V146H14ZM14 147H12V148H14ZM74 147H76L78 150L77 151H79V149H80V151H79V153L76 151V148H74ZM112 147V146H111ZM128 147H130V146H128ZM128 147H125V148H128ZM142 147H144L145 148V146H142ZM191 147V146H190ZM194 147V146H193ZM195 147H196V145H195ZM252 147H253V145H252ZM255 147V146H254ZM257 147V148H258ZM260 147V148H261ZM89 148H90V150H91V147L89 146ZM99 148V147H98ZM108 148V147H107ZM107 148H105V149H107ZM137 148V147H136ZM164 148H168V147H164ZM171 148H173V147H171ZM171 148H169V150L167 151V152H169V151H171L170 149ZM176 149H172V150H176L177 151V149L179 148V147H175ZM185 148V147H184ZM192 148V147H191ZM197 148V147H196ZM215 148V147H214ZM51 149H49V151L51 150ZM140 149V148H139ZM138 149V150H139ZM163 149V148H162ZM181 149V148H180ZM36 150H37V148H36ZM109 150H110V148H109ZM108 150V151H109ZM112 150H114V149H111V151ZM117 150V149H116ZM131 150V149H130ZM133 150V149H132ZM184 150V149H183ZM188 150V149H187ZM190 150V149H189ZM193 150H194V148H193ZM192 150V153L194 152ZM198 150H199V148H198ZM213 150V149H212ZM53 151H52V153L50 154V152H49V154L51 155V157H52V155H53ZM137 151V150H136ZM135 151V152H136ZM140 151V150H139ZM145 151V150H144ZM166 151V150H165ZM178 151H180V150H178ZM177 151V152H178ZM0 152H2V151H0ZM40 152V153H41ZM80 152H81V154H80ZM105 152H107V151H105ZM127 152V151H126ZM171 152H173V151H171ZM171 152H170V154H171ZM177 152H174V153H172V154H175V153H177ZM197 152V151H196ZM201 152V151H200ZM215 152V151H214ZM42 153H44V152H42ZM90 153V152H89ZM118 155H121V154H119L120 152L118 151V152H116ZM146 153V152H145ZM144 153V154H145ZM151 153H153V152H150V154ZM181 153H182V149H181ZM180 153V154H181ZM189 154L191 153V152H188ZM192 153H191V155H192ZM199 153V152H198ZM197 153V154H198ZM37 154V153H36ZM35 154V156H39V155H36ZM57 154H55V155H53V156H56L57 157ZM92 154V153H91ZM116 154V155H117ZM127 154V153H126ZM139 154V153H138ZM147 154V153H146ZM171 154V155H172ZM188 154V155H189ZM200 154V153H199ZM213 155V154H215V153H210L209 155ZM216 154H218V153H216ZM42 155V157L43 158H45V156L43 155V154H41ZM112 155V154H111ZM116 155H114L113 154V156H116ZM137 155V154H136ZM177 155H179V152H178V154H176V157H177ZM194 155L195 156H197L195 153H194ZM194 155H192V156H194ZM211 155V156H212ZM93 156V155H92ZM130 156H131V154H130ZM141 156H143V155H141ZM148 156H149V154H148ZM153 156H155V155H153ZM175 156V155H174ZM192 156L190 157V158H192ZM194 156V158H195V160L196 159H198L197 157H195ZM55 157V158H56ZM59 157V156H58ZM119 157V156H118ZM127 157V156H126ZM133 157V156H132ZM150 157H152V156H150ZM149 157V158H150ZM157 157V156H156ZM162 157V156H161ZM187 157V156H186ZM198 157H199V155H198ZM214 157V156H213ZM28 158V157H27ZM113 158V157H112ZM115 158V157H114ZM116 158H117V156H116ZM115 158V159H116ZM120 158V157H119ZM139 158H142V157H139ZM149 158H147V159H149ZM158 158V157H157ZM182 158V155L180 156V158L178 157V159H180V160H183L182 161V163L186 160L187 162H184V164L185 163H188V158L187 159H185V155L183 156V158L185 159H181ZM200 158H202V157H200ZM209 160L210 159H212V158H209V156L207 157ZM263 158V157H262ZM2 159V158H1ZM15 159H17V160H19V162H17V160H15ZM38 159H40V157L38 158ZM54 159V158H53ZM58 159V158H57ZM57 159H56V161H57ZM92 159V158H91ZM118 159V158H117ZM122 159V158H121ZM130 159V158H129ZM146 159V160H147ZM156 159V158H155ZM193 159V158H192ZM192 159H190V160H192ZM203 159V161H205L204 160V158H202ZM206 159V158H205ZM214 159H215V157H214ZM213 159V160H214ZM264 159V158H263ZM262 159V160H263ZM46 159H44V161H45ZM61 160V159H60ZM122 160H124V159H122ZM138 160H140V159H138ZM154 160V159H153ZM161 160V159H160ZM163 160V159H162ZM189 160V163L190 162H192V161H195V160H192V161H190ZM200 159H198V161H199ZM213 160L212 161H208L207 162V159H206V161L205 162H207V163H209L208 165H211V162H213ZM55 161V160H54ZM53 161V162H54ZM59 161V160H58ZM104 161V160H103ZM118 161H120V159H118ZM125 161V160H124ZM144 162H145V160H143ZM151 161V160H150ZM150 161H146V163H143V164H148V163H152V161L150 162ZM155 161V160H154ZM167 161L168 160H166L165 162H162V161H159L160 163L162 162L163 163V166H164V163H167ZM197 161V162H198ZM61 162H62V160H61ZM141 162H142V160H141ZM148 162V163H147ZM158 162V161H157ZM157 162H155L154 164H156V166H154L155 168L157 167V164L159 163H157ZM169 162V161H168ZM205 162H203V163H205ZM215 162V161H214ZM214 162H213V164H214ZM44 163V166L46 165V164H48V165H50V163L47 161H45V162H43ZM56 163V162H55ZM159 163V164H160ZM162 163H161V165H162ZM169 163H172V166L170 165V164H166L167 166H164V167H166V169H165V171L164 172H166V175H165V177L167 178L166 179V181H165V183H164V181L163 180H165L164 178H160V180L161 181H163V184H165V188H167L168 186H170V185H172V187L174 186L175 188H176V186H177V190L175 189V191L174 192H182L181 191V188L183 189L184 188V191L185 192H187V193H184V194H188L189 193V196H191L190 198H189V196L187 195V197L189 198V200H191L192 198V200H194L195 199V201H196V203L197 204H194V205H196L195 207L193 206V205H191L192 203H189L190 204V206H193L192 208L193 209H191L190 210V208H189V210L187 211L188 212V214L187 213H184V214H187L188 216H185L184 214L183 215H179L178 214V216L177 217H180L179 219H176V220H172V218H173V216H172V218H170L169 216L167 217L166 215H163L164 214V212L161 210V208H160V204H162V203H164L165 201H164V196H161L162 194L160 193V192H157V193H159L158 194V196L160 195V197L162 198V203H159V202H157L156 203V201H158L160 198H156V200L154 199V198H150L151 200H149L150 201V203H151V201H154L155 200V202H152V203H154L156 206H153L154 208H151L152 210H151V213L149 212V214H151V218H153L154 216L156 217V218H158L157 220H159L160 222H161V225H163L164 224V226L163 227H165L166 226V230L169 232V233H172L173 235L175 234H177V235H179L180 234V237L181 236H183L184 238H185V240H186V238H187V240H188V242L190 241V243L192 244V245H190V244H187V243H185V241H184V243H182L183 241H181V243L179 242V241H177L178 243H179V245H181V247H184V246H188L189 248L190 247H193V248H191V249H187L189 252L188 253H194L195 251H196V249L199 251L198 253H200V255L201 254H203V253H205L206 254V250H205V252H203L204 251V249H203V251H201V249L200 248H202L203 246H212L213 247V249L214 248H218V250H223V251H225V254L227 255V256H229L228 255V253H230V255H232L233 254V256H235L236 257V255L238 256V255H242V256H245L246 255V257L249 255V253H247V252H249V251H251V250H249L251 247L248 245V247H247V244L245 243V241L246 240H248V234L246 235L247 237H245L246 238V240L244 241V240H242V242H241V240H240V237H242V236H240L239 237V235L242 233V231H240V232H235V234L234 235H236V233L238 234L239 233V235H238V237L237 238H239V240H237V241H239V242H236L235 241V237H234V239H232L233 237H231V241L232 240H234L233 242H230L229 241V236L227 235L228 233H230V232H228V231H231V229H232V226H230L231 228L230 229H227L228 227L227 226H225L226 224L228 225L229 223H232V220L235 218V216H233L234 218H232V215L230 214H228V212L229 213H232L233 212V208L231 207V205L229 204L231 201L229 200V199H227V200H229L228 202V204L230 205H228V207H227V205L225 206L223 203H222V201H221V199H220V197H225V196H220V197H217V196H215L214 194H213V192H212V190L210 191H208V189L210 188H208L207 187V190L204 188V184H203V186L200 184V182H202V181H200L199 183L197 182V180H198V178H197V180H196V178L195 177H189V176H186V174L188 175V173H184L185 174V176L183 175H181V174H183V172H177V169H179L180 167H178V166H176V165H174L173 164V161H171V162H169ZM202 163V162H201ZM202 163V164H203ZM216 163L218 164V162L216 161ZM22 164V165H21ZM57 164V163H56ZM142 164V163H141ZM197 164V163H196ZM200 164V163H199ZM198 164V165H199ZM206 164V163H205ZM212 164V165H213ZM217 164H215L214 166H216ZM245 164V163H244ZM253 164V163H252ZM138 165V164H137ZM159 166L158 165V167H161V168H159V169H162V171H163V167L162 166ZM193 165H195V163L193 164ZM204 165V164H203ZM218 165H221L220 163L218 164ZM60 166V165H59ZM181 166V165H180ZM201 165H199L198 167H200ZM205 166V165H204ZM213 166V167H214ZM247 166V165H246ZM64 167V166H63ZM62 166H61V168H63ZM150 167H151V165H150ZM153 167V171H155L154 168ZM157 167V168H158ZM168 167V168H167ZM178 167V168H177ZM201 167H203V166H201ZM200 167V168H201ZM207 166H205L204 168H206ZM40 169H41V167H39ZM93 168V169H92ZM156 168V169H157ZM183 168V167H182ZM185 168V167H184ZM193 168H197L196 166H194ZM218 168H220V167H218ZM149 169H152V168H149ZM148 169V170H149ZM159 169H157V173L159 172L158 170ZM186 169H188V168H186ZM199 169V168H198ZM197 169V170H198ZM203 169V168H202ZM27 170H30V172H33L34 171V173H30L29 171V173L30 174H28V173H26V171ZM56 170V169H55ZM92 170H94V172L96 173V175H95V173L94 172H92ZM147 170V173L149 172V174H148V176L150 175V170L148 171ZM180 170V169H179ZM190 170H192V169H190ZM200 170V169H199ZM214 170V169H213ZM215 170L217 171V168H215ZM36 171V172H35ZM153 171L151 172V173H153ZM194 171V170H193ZM39 172H41V171H39ZM56 172H57V170H56ZM161 172V171H160ZM191 173H192V171H190ZM194 172H196V171H194ZM25 173H26V175H25ZM60 173V172H59ZM146 173V172H145ZM146 173V174H147ZM162 174H165V173H163V172H161ZM198 173V172H197ZM197 173H195V174H197ZM155 174V175H154ZM154 174H153V176H152V174L150 175L151 177H155V176H157L158 174H156V172H154ZM216 174H218L217 172H216ZM223 174V173H222ZM70 175V176H69ZM161 174H159V176H160ZM172 175V176H171ZM224 175L226 176V178H228V176H232V174H226V173H224ZM234 175V174H233ZM99 176H101L102 177V179H99ZM145 176V175H144ZM149 176V177H150ZM159 176L158 177H155V178H159ZM175 176V177H174ZM224 176V177H225ZM230 176V177H231ZM100 177V178H101ZM145 177H147V176H145ZM148 177V178H149ZM163 177H164V175H163ZM220 177L221 178H223L221 175H220ZM229 177V178H230ZM234 177V176H233ZM168 178H169V181H170V178H171V180H172V178H174L173 179V181L175 182V184H176V182H177V185H174L173 183H171V182H169V183H167V180H168ZM195 178V179H194ZM18 179V178H17ZM23 179V178H22ZM231 179H234V178H231ZM77 180V182H75ZM153 181H154V178L152 179ZM156 180V179H155ZM223 180V179H222ZM225 180V179H224ZM234 180H236V179H234ZM46 181V182H45ZM149 181H150V178H149ZM156 181H158L159 182V180L157 179ZM196 181V182H195ZM205 181H207V180H205ZM209 181V180H208ZM48 182H50V184L48 183ZM152 182V181H151ZM158 182H155V184L156 185H158ZM46 183H47V185L49 184V186L51 185V186H54V188H45L46 187ZM100 183H102V181L100 182ZM103 183H105V182H103ZM154 183V182H153ZM160 183V182H159ZM162 183V182H161ZM167 184H168V186H167ZM209 184V183H208ZM210 184H213V182H211ZM12 185V186H13ZM100 185H102V184H100ZM162 184H160L159 186H161ZM180 185H181V188H179V190H178V187H180ZM238 185V184H237ZM18 186H20V188L18 187ZM163 186V185H162ZM161 186V187H162ZM167 186V187H166ZM183 186V187H182ZM205 186H207L206 184H205ZM213 186H217V184L215 185V183L211 186V188L213 187ZM239 186V185H238ZM11 187V186H10ZM236 187V186H235ZM234 187V188H235ZM63 188V189H64ZM152 188V187H151ZM150 188V189H151ZM169 189H170V187H168ZM62 189V188H61ZM154 189V188H153ZM174 190V188H171V190ZM213 189V188H212ZM215 189H216V187H215ZM236 189H238V188H236ZM240 189H241V187H240ZM130 190V189H129ZM172 190V191H173ZM218 189H216V190H214V191H216V193L218 192L217 191ZM243 190V189H242ZM112 191V190H111ZM110 191V192H111ZM114 191V190H113ZM117 191V190H116ZM239 191H241V190H239ZM131 192V191H130ZM151 192H152V190H151ZM210 192H212V193H210ZM224 192V191H223ZM234 192V191H233ZM112 194L113 193H117V192H111ZM143 193V192H142ZM183 193H182V195H183ZM215 193V192H214ZM220 193H222V192H220ZM224 193H226V192H224ZM237 193V192H236ZM241 193L243 194L244 193V191L242 192L241 191ZM109 194V193H108ZM108 194H107V197H109L108 196ZM133 194V193H132ZM137 194V193H136ZM148 194H150L151 195V193L149 192ZM153 194H154V192H153ZM153 194L151 195L152 197H157V196H153ZM181 194V193H180ZM218 194V196H219V193H217ZM238 194V193H237ZM236 194V195H237ZM2 195V194H1ZM35 196V197H37V195L38 194H36V193H32V194H30V195H24V196H19L18 195V197L17 198H20V201L19 202H17V204L16 205H19V206H21V205H25V204H27V203H31L32 202V196ZM42 195V194H41ZM113 195H116V194H113ZM221 195V194H220ZM225 195V194H224ZM231 195V194H230ZM230 195H228L229 197H230ZM235 195V194H234ZM238 195H240V192H239V194ZM244 195V194H243ZM243 195H241V196H243ZM245 195H246V193H245ZM245 195H244V199H246V197H245ZM44 196V195H43ZM112 196V195H111ZM120 196V195H119ZM133 196H134V194H133ZM136 196H138V195H136ZM144 196V195H143ZM150 196V197H151ZM184 196H186V195H184ZM241 196H239V198L241 197ZM103 197V196H102ZM114 197H116V196H114ZM141 197V196H140ZM235 197V196H234ZM238 197V196H237ZM236 197V198H237ZM120 198V197H119ZM188 198H187V200H188ZM196 198H197V200H196ZM228 198V197H227ZM232 198V197H231ZM264 198V197H263ZM112 199H114L113 197H112ZM112 199H110V200H112ZM117 199V198H116ZM141 199V198H140ZM143 199V198H142ZM166 199H169V198H166ZM165 199V200H166ZM173 199H175V198H173ZM179 199V198H178ZM232 199H235V198H232ZM231 199V200H232ZM238 199V198H237ZM241 199V198H240ZM243 199V198H242ZM177 200V199H176ZM222 200H226V199H222ZM117 201H119L120 202V200H118L117 199ZM164 201V202H163ZM169 201V200H168ZM170 201H171V198H170ZM178 201V200H177ZM176 201V204H178V205H181L182 206V204L183 203H181V204H179V202H177ZM186 201V200H185ZM194 201V202H195ZM243 201V200H242ZM264 201V200H263ZM118 202V203H119ZM124 202H126L125 200H124ZM140 202H142V201H140ZM167 202V201H166ZM182 202V201H181ZM184 202V201H183ZM224 202V201H223ZM234 202H235V204H237L238 205V202L240 203L241 201L239 200L237 203H236V201L234 200ZM233 202V203H234ZM245 202V201H244ZM246 202H249L248 200H246ZM122 203H123V200L121 199V205H120V207L122 206ZM145 203V202H144ZM147 205H150V203L147 201ZM174 203V202H173ZM172 202H171V204H173ZM187 203L188 202H186L185 204L187 205ZM206 204V203H209V204H212V205H214L216 208H217V210H218V212L219 213H224V214H227V216H225V217H227V220H226V222H225V217H224V222L226 223V224H223V225H220L221 224V222L220 221H222L221 219L219 220V216L216 214V213H214L212 210V212L214 213V217L212 218L211 216H213V213L210 211V210H206V209H202L201 208V204ZM232 203V204H233ZM249 203H253L252 201L251 202H249ZM13 204H15V203H13ZM58 204V200L57 199H55L54 198V200H52V202L51 203H49V206L50 207H56V205ZM142 204V203H141ZM165 205H167L166 203H164ZM163 204V205H164ZM170 203H169V206L171 205ZM227 204V203H226ZM235 204H233L232 206H234ZM124 205V204H123ZM126 205L127 206H129L127 203H126ZM144 205V204H143ZM147 205H146V208H148L147 207ZM165 205H164V207H165ZM178 205H176V207L178 206ZM186 205H185V209L187 210L188 208H186ZM237 205H235L236 207H238L239 208V206H240V204H239V206H237ZM243 205H244V203L240 206V208L241 207H243ZM248 205V204H247ZM246 204H245V206H247ZM252 204H250V206H251ZM126 206V207H127ZM172 206V205H171ZM173 206H175V203H174V205ZM183 206H184V204H183ZM189 205H188V207H190ZM235 206H234V208H235ZM250 206H247V208L249 207V209H250ZM255 206V205H254ZM264 206V205H263ZM13 207V206H12ZM59 207V206H58ZM65 207H68V208H71V210H72V212H68V211H66V210H64V212L63 213H60V215L59 216H66V217H71L72 219H71V221L73 222V221H76L78 224H74V223H70V224H67V223H65V222H62V219H60V218H57V217H52V220L54 221V223H56L57 225H59V226H64V225H68V226H71L72 228V230L70 231V230H66V231H64V233L66 234H62L63 232H61V231H51V232H47V233H49L51 236H44V235H48L45 231H43V230H38V231H43V232H41L40 233V236L39 237H37L36 239H32L33 241H38V243L39 244H41L46 250H49V251H53V250H55L56 248H58V247H66V250L68 251V252H66L65 251V254L64 255H75V253L77 254V255H79V256H81V259L84 261H82V264L84 263H90L91 261H92V264L94 263V261H93V259H97V260H102V259H104L105 260V258L104 257H101V256H99L98 255V253H97V251H94V249H98V246H96V244H94L93 243V241L94 240H96L97 242L99 241V239H101L100 240V242L102 241V239H103V241H104V243H105V245L106 244H108L109 243V245H106V246H110V245H117V247L119 246V245H121V248H124L123 246H122V244H119L120 242H117V241H115L116 240V238H114L115 236H117V235H115L114 236V234H111L110 233V231H111V229L109 230V228H106L107 226H104V225H102V229H103V231H100L101 233H97V232H95V231H93V230H91V226L93 225H90L89 227H88V229L87 230H85L82 234V236H78V237H76L75 238V236H74V231L73 230H79V231H81L80 230V228H78V226H81V227H84V226H87V224H88V221H87V223H86V220L85 219H81V217H78V216H76L75 215V210L76 209H74L75 208V206L74 205H70L69 203L68 204H65ZM88 207V208H87ZM110 207V206H109ZM123 207V206H122ZM125 207V206H124ZM151 207V205L149 206V208ZM163 207V206H162ZM208 207V206H207ZM231 207V208H230ZM252 207V206H251ZM255 207H257V206H255ZM13 208H15V207H13ZM18 208V207H17ZM60 208V207H59ZM102 208V209H103ZM127 208H129V207H127ZM180 208V207H179ZM178 208V209H179ZM182 208V207H181ZM240 208H239V210H237V212L238 213H240L239 214V216L240 215H246L247 213L245 212V214H244V211L241 213V210H240ZM244 208V207H243ZM243 208H242V210H243ZM111 209H114L115 210V208H111ZM126 209V208H125ZM173 209V208H172ZM171 209V210H172ZM209 209H211V208H209ZM237 209V208H236ZM246 209V208H245ZM249 209H246L245 211H247V210H249ZM252 209V208H251ZM254 209V208H253ZM21 210V209H20ZM127 210V209H126ZM125 210V211H126ZM128 210H130V209H128ZM146 210H148V209H146ZM165 211H166V209H164ZM182 210V209H181ZM184 210V209H183ZM182 210V211H183ZM2 211V210H1ZM53 211V210H52ZM98 211H100V210H98ZM102 211H104V209L102 210ZM107 211V210H106ZM109 211V210H108ZM149 211V210H148ZM173 211V210H172ZM230 211H232V212H230ZM110 212H112L111 210H110ZM109 212V213H110ZM163 212V214H161ZM168 212V211H167ZM169 212H171V211H169ZM186 212V211H185ZM235 212H236V210H235ZM235 212H233L234 214H235ZM236 212V213H237ZM248 212H250V211H248ZM7 213V212H6ZM88 213L89 214H91L92 215V212L91 211H89V209H88ZM104 213H106V212H104ZM113 213V212H112ZM111 213V214H112ZM127 213H129L128 211H127ZM130 213H133V212H130ZM166 213V212H165ZM177 213H179V212H177ZM208 213H212L209 217H208V220L210 219V217L212 218V219H210V221H209V223H206V224H204L205 223V221H206V219H205V221H203V224L201 223L202 222V220H200L201 219V217L200 216H202V215H204V214H208ZM237 213V214H238ZM251 213V212H250ZM250 213H248V215L250 214ZM102 214V213H101ZM117 214V213H116ZM148 214V215H149ZM169 214V213H168ZM173 214H176V213H174V212H172V215ZM181 214V213H180ZM224 214H220L221 216L222 215H224ZM236 214V215H237ZM251 215H252V213H251ZM251 215H250V217L249 216H246V217H248V219L249 218H251L252 219V217H251ZM12 216V215H11ZM117 216V215H116ZM175 216V215H174ZM175 216V217H176ZM184 216V217H183ZM217 216H218V219H216L217 218ZM229 216V217H228ZM231 216V217H230ZM243 216V217H244ZM13 217V216H12ZM154 217V218H155ZM194 217H196V218H198V219H196V218H194ZM204 217V216H203ZM203 217H202V219H203ZM216 217V218H215ZM115 218V217H114ZM119 218H122V217H119ZM125 217H123L122 219H124ZM155 218V219H156ZM205 218V217H204ZM237 218H239V217H237ZM213 219H216V220H218L219 222L217 223L216 221L215 222H213L214 220ZM241 219L242 220H244L242 217H241ZM240 219V220H241ZM247 219V218H246ZM246 219H245V221H246ZM248 219H247V221H248ZM256 219V218H255ZM254 219V220H255ZM234 220H236V219H234ZM233 220V221H234ZM239 220V219H238ZM237 220V221H238ZM239 220V221H240ZM241 220V221H242ZM250 220V219H249ZM257 220V219H256ZM0 221H2L3 222V218H0ZM222 221V222H223ZM238 221V222H239ZM244 221V222H245ZM251 221V220H250ZM123 222L125 223V224H129V226L130 227H132V230H137L136 229V225L134 224V223H132V222H130V220L128 219V218H126V219H124L123 220ZM144 222V221H143ZM208 222V221H207ZM228 222V223H227ZM236 222V221H235ZM234 222V223H235ZM5 223V222H4ZM16 223V222H15ZM47 223V222H46ZM52 223V222H51ZM123 223V224H124ZM202 224V225H199V224ZM212 223V224H211ZM220 223V224H219ZM241 223V222H240ZM240 223H238V225L240 224ZM246 223V222H245ZM247 223H249V221L247 222ZM251 223H253V222H250L249 224H251ZM137 224V223H136ZM233 224V223H232ZM243 224V223H242ZM256 224V223H255ZM255 224H253L252 226H255ZM5 225H6V223H5ZM53 225V224H52ZM120 225V224H119ZM229 225H231V224H229ZM234 225H237V223H235ZM233 225V226H234ZM248 225V224H247ZM247 225H243V226H247ZM7 226V231L10 229V227L8 226V225H6ZM5 226V227H6ZM12 226V225H11ZM127 226V225H126ZM138 226V225H137ZM239 226H242V225H239ZM239 226H238V228H236L235 226H234V228H236V229H239ZM250 226V225H249ZM5 227H3V229L5 228ZM129 227V228H130ZM162 227V228H163ZM227 227V228H226ZM251 227V226H250ZM256 227V226H255ZM162 228H161V230H162ZM240 228H242V227H240ZM244 228H246V227H244ZM243 228V229H244ZM247 228H248V226H247ZM247 228L246 229H242L244 232L243 233H245V231L247 230ZM252 228V227H251ZM15 229V228H14ZM36 229V228H35ZM82 229H86V228H82ZM146 229V228H145ZM250 229V228H249ZM254 230H255V228H253ZM123 230H124V228H123ZM127 230V229H126ZM131 230V229H130ZM129 230V231H130ZM146 230H148V229H146ZM121 231H122V229H121ZM149 231V230H148ZM163 231H164V229H163ZM235 231V230H234ZM249 231H252L251 229L249 230ZM10 232H11V234H15L16 236H18L17 234H16V232H13L12 230H10ZM9 232V233H10ZM114 232H116L117 233V231H114ZM146 232V231H145ZM150 232V231H149ZM232 232V231H231ZM8 233V234H9ZM106 233V234H105ZM108 233V234H107ZM129 233H131V232H129ZM133 233V232H132ZM131 233V234H132ZM234 233V232H233ZM242 233V234H243ZM246 233H249V232H246ZM253 233V232H252ZM241 234V235H242ZM254 234H255V232H254ZM254 234H253V236H254ZM79 235V234H78ZM124 235V234H123ZM123 235H121V237L123 236ZM125 235H127V234H125ZM124 235V236H125ZM162 235V234H161ZM164 235V234H163ZM244 235V234H243ZM244 235V236H245ZM2 236V235H1ZM13 236V235H12ZM27 236V235H26ZM35 236V235H34ZM37 236V235H36ZM55 237V239H56V243L53 241V242H48V241H46V240H44V237ZM119 237H120V235H118ZM124 236H123V238H124ZM231 236H233V235H231ZM237 236V235H236ZM252 236V234H250V237H253ZM31 237V236H30ZM29 237V238H30ZM33 237V236H32ZM67 237L68 238H70V241L68 240L67 242H64V241H62V240H66L67 239ZM119 237H118V239H119ZM161 237V236H160ZM183 237H181V238H183ZM249 237V239H253V238H250ZM15 238V237H14ZM34 238V237H33ZM125 238L127 239V236H125ZM130 238H132V237H130ZM148 238V237H147ZM157 238V237H156ZM164 238H165V244L166 245H162V244H160L161 246H171L172 248V251L175 253V254H177L176 252H179V253H182L181 252V249H178L179 247H177V248H174L172 245H171V241L173 242L174 240H172L171 239V237L169 236V235H166V236H164ZM178 238H179V236H178ZM180 238V239H181ZM8 239V238H7ZM16 239V238H15ZM50 239V238H49ZM113 239H115V240H113ZM138 239V238H137ZM141 239V238H140ZM159 239V238H158ZM163 239V238H162ZM25 240V239H24ZM51 240H53V239H51ZM60 240V242H58ZM133 240V239H132ZM116 242L117 244H115L114 242ZM121 241H123L122 240V238H121ZM131 241V240H130ZM129 241V242H130ZM146 241V240H145ZM143 242V243H147V242ZM164 241V240H163ZM229 241V242H228ZM244 241V242H243ZM249 241V240H248ZM248 241H246L247 243H248ZM252 241V242H251ZM250 242H251V244H253L254 242H253V240H251ZM131 242H134V241H131ZM136 242V241H135ZM159 242H161V241H159ZM176 242V241H175ZM255 242H257V240L255 241ZM35 243V242H34ZM96 243V242H95ZM102 243V242H101ZM158 243V242H157ZM163 243V242H162ZM163 243V244H164ZM258 243V242H257ZM196 244V245H195ZM250 244V243H249ZM102 245V244H101ZM100 245V246H101ZM128 245V244H127ZM256 245V244H255ZM17 246V245H16ZM99 246V247H100ZM131 246V245H130ZM153 245H148V248L146 249V251H145V253H142V254H146V256H150V257H157V258H159V256H163L162 254H160V252L158 251V248L156 247V246H154L155 247V249H153V247H152ZM257 246V245H256ZM256 246H254V248H256ZM259 246L260 245H258L257 247L259 248ZM15 247V246H14ZM112 247H114V246H112ZM116 247V246H115ZM114 247V248H115ZM116 247V248H117ZM120 247V246H119ZM180 247V248H181ZM250 247V248H249ZM18 248V247H17ZM139 248H141V247H139ZM166 248V247H165ZM249 248V249H248ZM100 249V248H99ZM105 250L107 249V248H104ZM112 248H110V250H111ZM120 249V248H119ZM134 249V248H133ZM135 249H137V247L135 248ZM142 249H144L145 250V248H142ZM167 249H168V247H167ZM252 249V248H251ZM260 249H262L263 250V248L261 247ZM110 250H108V251H110ZM115 250V249H114ZM114 250L112 251V253L114 252ZM124 250V249H123ZM130 250V249H129ZM141 250V249H140ZM143 250V251H144ZM187 250H184L183 252L184 253H187V252H185V251H187ZM216 250V249H215ZM249 250V251H248ZM256 250V249H255ZM262 250H261V252H262ZM27 251V250H26ZM120 251V250H119ZM132 251V250H131ZM165 251V250H164ZM211 251V250H210ZM257 251H260V250H258L257 249ZM111 252V251H110ZM116 252V251H115ZM207 252L208 253H211V252H209L208 250H207ZM251 252H253L254 253V251H251ZM256 252V251H255ZM260 252V253H261ZM117 253H119V252H117ZM117 253H116V255H117ZM120 253H123V252H120ZM172 253V252H171ZM215 253V252H214ZM223 253V252H222ZM34 254V253H33ZM126 254V253H125ZM125 254H123L124 256V258L122 257V254H119V255H121L120 257H119V255H113L112 257L113 258H122V259H124V260H127L128 259V262H126V264L127 263H129V264H137V263H131V259H132V257L129 255L128 256V254H127V256L125 255ZM132 254V253H131ZM251 254V253H250ZM255 254V253H254ZM254 254H252L253 256H254ZM172 255V254H171ZM178 255V254H177ZM183 255V254H182ZM187 255V254H186ZM191 255V254H190ZM212 255H214V254H212ZM216 255V254H215ZM251 255V256H252ZM256 256H258V253L257 254H255ZM61 256L63 257V255L62 254H60V258H61ZM175 256V255H174ZM181 256V255H180ZM192 256H194L193 254H192ZM198 256V255H197ZM222 256V255H221ZM224 256V255H223ZM222 256V257H223ZM232 256V257H233ZM250 256V255H249ZM248 256V257H249ZM260 256V255H259ZM263 255H261V257H262ZM50 257V256H49ZM58 257V256H57ZM77 257V256H76ZM107 257V256H106ZM155 257V258H156ZM177 257V256H176ZM200 256H198L197 258H199ZM205 257L206 256H204V257H201L200 259H201V261L200 262H204V260H202V258L203 259H205ZM217 257V256H216ZM226 257V256H225ZM234 257V258H235ZM70 258V256L68 257V259ZM161 258V257H160ZM165 257L163 256V258L162 259H164ZM173 258H175V257H173ZM184 259H185V255H184V257H183ZM192 257H190L189 259H191ZM207 258V257H206ZM210 258V257H209ZM208 258V260H211V259H209ZM219 258V257H218ZM236 258H240V256L239 257H236ZM245 258V257H244ZM256 258V257H255ZM254 257H252V258H250V259H255ZM258 258V257H257ZM56 259V258H55ZM65 259V258H64ZM68 259H66V260H68ZM74 259V258H73ZM73 259H72V257H71V259H70V261L72 260L73 261ZM78 259V258H77ZM108 259H112V258H110V257H108ZM134 259V258H133ZM151 258H149L148 260H149V262H146L145 261V258H143V262H141V263H143V264H150V260ZM166 259V258H165ZM188 259V260H189ZM195 259V258H194ZM217 259V258H216ZM223 259V258H222ZM227 259V261H228V258H226ZM225 259V260H226ZM232 259V258H231ZM246 259H248V258H246ZM60 260V259H59ZM61 260H62V258H61ZM80 260V259H79ZM96 260V261H97ZM113 260V259H112ZM118 260H120V259H118ZM118 260H115V262H118ZM147 260V259H146ZM155 260V259H154ZM152 261L153 262V264H170V263H168V262H163V261ZM179 260H181V259H179ZM183 260V259H182ZM186 260H187V258H186ZM187 260V261H188ZM207 260V259H206ZM259 260H260V258H259ZM262 260V259H261ZM56 260H52V264H58L59 262H55ZM74 261H76V258L74 259ZM81 261V260H80ZM103 261V260H102ZM107 261H109V260H107ZM114 261V260H113ZM122 261V260H121ZM121 261L119 262V264L121 263ZM130 261V262H129ZM133 261V260H132ZM135 261V260H134ZM138 261H140V259H138ZM137 261V262H138ZM166 261H168V260H166ZM185 261V260H184ZM199 261V260H198ZM230 261V260H229ZM240 261V260H239ZM246 261V260H245ZM249 261V260H248ZM263 262H264V260H262ZM7 262V261H6ZM63 262V261H62ZM62 262H60V264L62 263ZM77 262V261H76ZM104 262H106V261H104ZM111 262V261H110ZM110 262H108L109 264H110ZM122 262H125V261H122ZM151 262V263H152ZM179 262V261H178ZM181 262V261H180ZM197 262V261H196ZM236 261H233L232 263H235ZM242 262L243 261H241L240 263L242 264ZM16 263V262H15ZM36 263V262H35ZM88 263V264H89ZM95 263H98V262H95ZM108 263H106V264H108ZM195 263V260H194V262H193V264ZM224 263V262H223ZM238 263V262H237ZM245 264H248V263H246V262H244ZM243 263V264H244ZM31 264V263H30ZM51 264V263H50ZM99 264H101V263H99ZM104 264V263H103ZM115 264H117V263H115ZM138 264H140V263H138ZM189 264V263H188ZM192 264V263H191ZM200 264V263H199ZM203 264H206V261H205V263H203ZM227 264V263H226Z\"/></svg>",
  "mask_w": 264,
  "mask_h": 264
}]
</instances>
